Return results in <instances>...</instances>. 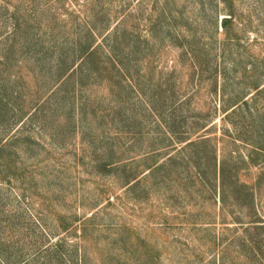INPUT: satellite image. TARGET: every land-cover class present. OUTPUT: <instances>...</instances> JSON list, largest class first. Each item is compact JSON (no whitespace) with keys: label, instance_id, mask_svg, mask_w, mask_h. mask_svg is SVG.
<instances>
[{"label":"rangeland","instance_id":"obj_1","mask_svg":"<svg viewBox=\"0 0 264 264\" xmlns=\"http://www.w3.org/2000/svg\"><path fill=\"white\" fill-rule=\"evenodd\" d=\"M42 2L0 0V37L16 3L26 35L71 39L86 23H104V33L117 25L129 45L112 49L102 33L97 51L104 65L117 54L135 88L102 70L80 92L101 114L98 123L85 109L82 128L66 124L62 134L56 127L65 117L53 96L45 127L31 111L34 99L12 103L31 109L15 122L12 106L0 100V264L45 259L43 248L57 236L53 211L80 212L87 184L107 179L87 163L93 132L113 136L115 158L129 147H122L128 131L139 133L131 150L153 140L170 159L133 188H116L109 211L156 246L161 264H264V0ZM11 159L23 172L6 179Z\"/></svg>","mask_w":264,"mask_h":264},{"label":"trees","instance_id":"obj_2","mask_svg":"<svg viewBox=\"0 0 264 264\" xmlns=\"http://www.w3.org/2000/svg\"><path fill=\"white\" fill-rule=\"evenodd\" d=\"M36 9L37 7L32 8V15ZM13 10L10 14L6 11V22L8 18L11 20L10 30H6L0 37V100H4L6 105L9 104L14 109V122L24 117L26 111L35 112L37 108L39 123L45 127L46 121L55 113L48 105L50 96H53V102H59L60 114L64 113L65 117L60 127L59 124L56 127V130H59L56 134L64 133L61 130H65L66 124H69L71 129L77 124L81 126V116L86 117L85 109L93 113L94 122L98 123L101 114L94 104L86 99L80 100V92L82 86L89 81L100 79L102 70L105 73H116L114 83L123 81L129 89L135 88L129 71H126V74L125 70H122L117 54L109 55V65H104L105 61L98 54L97 49L102 43L101 40L96 41L95 35L104 33V23H86L85 33L80 37L53 38L47 37L46 34L47 38H44L26 35L24 31L22 33L25 17L19 3L14 4ZM44 26L47 28V23ZM116 26L101 36L112 49L121 43L129 45L131 42L130 37H126L123 31L119 32ZM222 27L227 30L230 25L228 22L222 23ZM32 99L36 105L32 110L23 111L21 106L12 105L14 101L26 100L31 103ZM87 105L89 106L86 108ZM129 117L131 118L130 115ZM128 132L131 133V138L124 142L122 147L126 144H129V147L121 148L115 158L112 142L108 141L113 136L93 132L97 141L91 145L94 154L87 163L91 172L101 173L107 179L102 182L93 179L92 183L87 184L89 196L80 194L76 204L81 208L80 212H66L60 208L53 211L57 236L51 245L43 248L45 259L38 264H161L156 246L150 244L126 223L117 220L113 210L112 213L109 211V207L114 206L119 197L116 188H133L141 175L163 167L166 160L170 159L169 155L160 154L164 144L156 146L153 140H147L137 151L131 150L130 146L139 133ZM116 133L123 134L124 131ZM150 137L154 138L152 134ZM11 160V163L6 161L4 165L6 179L23 172L18 171L15 160ZM78 180L83 182L82 179ZM74 181L76 179H72L73 184ZM86 197H90V200L84 204ZM90 245H93L94 250L92 257L89 252Z\"/></svg>","mask_w":264,"mask_h":264}]
</instances>
